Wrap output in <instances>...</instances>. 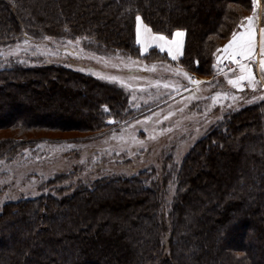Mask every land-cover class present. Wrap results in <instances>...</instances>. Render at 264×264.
I'll list each match as a JSON object with an SVG mask.
<instances>
[{"label": "trees", "instance_id": "16d2710c", "mask_svg": "<svg viewBox=\"0 0 264 264\" xmlns=\"http://www.w3.org/2000/svg\"><path fill=\"white\" fill-rule=\"evenodd\" d=\"M252 11V0H0V45L69 35L169 60L156 48L141 53L139 16L156 33L184 30L180 65L208 75ZM128 101L125 88L65 65L9 62L0 68V161L58 141L48 133L102 135L108 118L134 114ZM177 173L167 211V182L146 170L68 191L70 175L54 177L49 193L2 205L0 264H264V97L229 109Z\"/></svg>", "mask_w": 264, "mask_h": 264}, {"label": "rangeland", "instance_id": "374dc122", "mask_svg": "<svg viewBox=\"0 0 264 264\" xmlns=\"http://www.w3.org/2000/svg\"><path fill=\"white\" fill-rule=\"evenodd\" d=\"M255 7L262 8L264 16V0H256ZM252 13L241 19L239 28ZM227 42H221L217 48L220 51L216 49L213 72L208 75L187 71L180 65L181 58L173 60L160 50L169 60L142 59L119 50H105L85 37L35 38L24 34L12 44L0 45V68L9 62L26 66L65 65L125 88L129 108L134 110V114L121 122L108 118V129L97 137L72 131L48 133L58 141H44L20 151L10 161H0V209L9 201L49 193L52 188L48 181L62 174L71 177L65 183L68 191L98 178L131 176L146 170L153 173L152 180L167 182L162 191H165L164 209L169 210L176 195L177 172L196 142L229 109L241 108L264 97L261 67L258 69L261 87L254 82L246 88L247 80H244L242 90H227L226 79L235 76L233 70L220 68L230 60L223 50ZM211 78L219 81L209 84ZM252 90L256 92L250 95Z\"/></svg>", "mask_w": 264, "mask_h": 264}, {"label": "snow or ice", "instance_id": "6c2138e0", "mask_svg": "<svg viewBox=\"0 0 264 264\" xmlns=\"http://www.w3.org/2000/svg\"><path fill=\"white\" fill-rule=\"evenodd\" d=\"M252 3H253V12H255L256 0H252ZM136 19L138 22L140 21L139 16H137ZM245 19L251 22L253 20V16L246 17ZM262 35H264V33H262ZM183 36H184L183 30H176L174 33L171 34V39H169L168 36H165L163 34L153 33L152 30L147 26H145L143 29V41L145 43L150 41H155L161 51L167 48L168 55L171 56L173 60L177 59V55L180 54L179 51L181 47L180 38ZM137 43H141V29L139 23L137 24ZM254 47L255 46L253 44V36H252L251 28L249 27L247 33H241L237 35V33L233 32L232 38L228 41L226 45L223 46V50L229 59H234L237 55H239L240 57H251L253 55ZM217 51H220V49H217ZM260 53L262 56H264V41L261 42ZM260 65L261 68L264 69V59L260 60ZM239 70L241 72V75L239 77H236L235 79H229L228 80L229 84H232L234 87H238L240 85V82L246 79L250 83L254 81V77L252 73L249 71L248 65L240 63ZM246 72L248 73L247 76L244 75V73ZM184 75L187 76L188 74L184 73ZM112 79H118V78L113 77ZM195 83L199 84L201 82L195 81ZM217 95H221V94H217Z\"/></svg>", "mask_w": 264, "mask_h": 264}, {"label": "crops", "instance_id": "0c3cea01", "mask_svg": "<svg viewBox=\"0 0 264 264\" xmlns=\"http://www.w3.org/2000/svg\"><path fill=\"white\" fill-rule=\"evenodd\" d=\"M249 16H253V20L251 22H249L247 19H244L242 21V23H241V25H243V26H240V28H238V31L236 32L237 35H239L241 33H247L248 30H249V27H250L251 28V32H252V36H253V44L255 46L254 50H253V55L251 57H243L245 59L243 64L248 65L249 71L252 73V75L254 77V81L251 82V83L246 79L247 80L246 83H245L246 88L247 87L249 88V85L252 87L254 85V82H258V81L262 82V79L259 76V70L258 69H260V67H261L260 60L264 59V56H262L261 53H260L261 42L264 41V35H262V33H264V16H263L262 8L259 9V7L258 8L255 7V12L252 13L251 15H249ZM249 16H247V17H249ZM138 23H139L140 29H141V43H139L141 51L143 53H147L152 48H156V49L160 50V48L158 47V45H157V43L155 41H150V42H147V43H145L143 41V29H144L145 26H147L148 28H150V27L142 20V18H140L139 22L138 21L136 22V37H137V24ZM178 30H181V29H178ZM152 32L155 33L153 30H152ZM163 35H165V34H163ZM165 36H167V35H165ZM168 37H169V39H171V36H168ZM185 38H186V32L184 31V36L180 38L181 47H180V50H179L180 54L177 55V59L181 58L182 55H183L184 45H185ZM163 52L168 53L167 52V48H165L163 50ZM237 56H239V55H237ZM233 74L235 75V76L232 75L233 79H235V77H239L241 75V72L239 70V66L236 69H233ZM244 75L247 76L248 73L246 72V73H244ZM215 78H219L220 79L219 76H216ZM219 79H217V80L219 81ZM229 79L230 78L226 79L227 86H228L227 90L228 89L229 90H233L234 89V91H236V92L242 90V86H244V85H241L242 81L240 82V85L238 87H234L232 84L228 83ZM217 80L213 81V78H211V80L209 81V84H210V82H211V84H214V83L218 82ZM187 92L190 93L191 89H189Z\"/></svg>", "mask_w": 264, "mask_h": 264}, {"label": "built area", "instance_id": "2783aa9c", "mask_svg": "<svg viewBox=\"0 0 264 264\" xmlns=\"http://www.w3.org/2000/svg\"><path fill=\"white\" fill-rule=\"evenodd\" d=\"M242 62L243 61L241 57L238 56L233 60L230 59V60L225 61L223 64L220 65V68L223 70L234 69Z\"/></svg>", "mask_w": 264, "mask_h": 264}]
</instances>
